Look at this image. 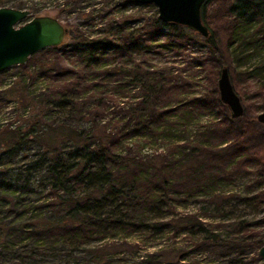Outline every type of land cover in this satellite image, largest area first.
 <instances>
[{"label": "trees", "instance_id": "obj_1", "mask_svg": "<svg viewBox=\"0 0 264 264\" xmlns=\"http://www.w3.org/2000/svg\"><path fill=\"white\" fill-rule=\"evenodd\" d=\"M0 6L27 9L29 16L41 10L21 0H0ZM128 15L111 20L107 35L67 28L68 42L0 72V111L11 102L12 114L24 115L18 124L0 126V158L37 148L28 165L15 168L13 179H3L7 168L0 172V264H25L54 250L56 264H114L121 250L131 260L117 262L124 264H159L161 251L172 254L163 264H260L264 138L252 129L260 124L249 108L229 117L216 80L225 67L240 97L250 87L247 81H256V108L264 107V0H204L199 16L206 37L157 16L130 31ZM82 17L90 21L87 13ZM187 42L205 49L183 58L182 68L202 72L199 91L191 75H173L166 66L114 63L164 50L180 55ZM252 56L259 59L251 68H235ZM11 69L15 74L2 82ZM105 77L110 88L137 86L138 98L121 106L119 115L104 105L110 90ZM36 81L47 83L45 89L32 90ZM114 89L107 95L111 101ZM25 105L31 114L20 111ZM50 107L64 117L47 120ZM202 113L212 114L208 124L195 126L190 139L176 144L180 135L170 129L190 127ZM157 139L164 140V149L142 151L141 144ZM189 206L192 212L183 210ZM157 237L159 248L132 257Z\"/></svg>", "mask_w": 264, "mask_h": 264}, {"label": "rangeland", "instance_id": "obj_2", "mask_svg": "<svg viewBox=\"0 0 264 264\" xmlns=\"http://www.w3.org/2000/svg\"><path fill=\"white\" fill-rule=\"evenodd\" d=\"M24 4L26 5H35L40 7V11L37 13L38 15H49L53 16L58 21L61 22V24L69 28V32H71L73 29H80V31H83L84 33L88 34L91 37L94 36H101L103 34L108 33L109 29L110 31L112 30L111 27L108 26V24L111 22V20L116 19V18H126L128 17V14H132L131 17L126 19L125 25L126 28L130 31H138L142 25L143 22L146 21V18H151L153 16H156V8L153 4H137L133 2H128V0H21ZM83 13H87L89 16L90 21L85 22L84 18L82 17ZM31 17V16H29ZM28 17V18H29ZM144 17V18H142ZM68 34L64 37L63 42L66 43L68 42L69 38L67 37ZM180 55H177L173 53L172 51L169 50H164L160 53H151L148 54L145 57H141L139 55H132L130 58L124 59L122 62H114L115 64H123L126 68H132V66L135 65L137 62H141V64H146L149 67H158V66H166L172 72V74H176L178 76H190L192 81L195 83V86L193 87V90H198L201 89L199 84L202 82L200 80L202 72L200 71L199 68L188 66V68L184 69L182 68L183 66V58H189L192 55L196 54H204L205 49L199 45L197 42H187L184 44V46L181 48ZM259 59V56H252L250 58H247L246 60L242 61L240 64H238L235 68L236 69H244V68H251L256 61ZM253 64V65H252ZM111 65V64H110ZM109 65V66H110ZM107 66V65H106ZM16 70L11 69L7 70L5 76H2L1 81L2 82H8L10 80V77L15 74ZM94 71L91 72L90 77H93ZM106 78V86L110 89L108 92L111 90L115 91V101H111L108 99L107 95L108 92L105 90L106 88L104 87V90L106 91V94L104 96V105L107 108L108 112H116L117 115H119V108L121 106H125L128 102L133 101L135 102L136 99L138 98L139 92L137 90V86L133 85L132 83H121L119 85H114V87L110 88L109 85V77ZM130 79H128L129 81ZM247 84L250 86L247 93L245 95H238L240 99V103L242 107L249 108L252 113H249L251 117H253V121L255 123H258L255 121L254 117L255 115L260 112L261 110L264 109V107L261 108H256L258 104L260 103L261 98L254 93L255 88L257 86V82L254 80L247 81ZM47 83H45V86ZM44 83L42 81H36L35 83L32 84L30 87L32 90H35V92H39L40 90L45 89ZM102 85L97 88L98 92H103ZM197 91H194L196 93ZM89 96L88 92H85L83 94L84 96ZM91 99V98H90ZM12 103H8V105L4 106L1 111H0V126L3 124L11 123L12 125L18 124L24 117V115L21 116L20 113H18V117H16L15 114H12ZM26 107L22 111H20L24 114L28 113L31 114L32 108L29 105H25ZM88 105L86 106V108ZM20 108V107H19ZM88 109V108H87ZM227 109V108H226ZM91 110V109H88ZM228 111V110H227ZM44 114L47 117V120H53L55 118H61L64 117L61 114V111L56 110L55 107H50L46 109V112ZM212 114H207V113H202L198 117L192 119L193 124L187 126L185 129L183 127H172L170 130L175 131L176 135H180L179 140H175L176 144H182L185 140L186 137H190L195 134L196 129L194 128L195 126H204L208 124V122L211 120ZM86 120V119H85ZM260 124V123H258ZM86 126V125H84ZM264 125L260 124V126H253L252 129L255 131H258V135H263L264 138ZM141 144V143H140ZM142 151L144 153H149L151 151L155 152H160L162 149L166 147V143L162 139H157L154 143H149V144H141ZM37 153V148L34 145H29V147L22 151L17 153V154H4L0 158V160L4 161L5 165L3 167H0V172H2L4 169L7 168V171L4 173V180L9 181L8 179H13L15 176V172L18 168L17 171H21L26 165H28V157H33L34 154ZM27 155V157H26ZM2 163V164H3ZM16 168V170H15ZM250 168V167H249ZM12 169V170H9ZM37 177V175H36ZM228 189H232V191L236 189H244L243 186H231L227 187ZM231 191V190H228ZM193 206H189L187 208H184L183 210L186 212H192L193 211ZM248 216H253V215H248ZM254 216H259V214H255ZM16 235H12L11 238L15 237ZM153 241H147V244H145V247H141L138 249H135L133 252L132 257L139 258L143 256L144 250L146 249H154V248H159L155 244H160L162 242V239L160 237H157ZM91 244H98V243H90ZM162 244V243H161ZM88 245V246H89ZM154 245V246H153ZM110 249V248H109ZM112 251H116L115 249H111ZM122 252L119 253L114 258V264H124V263H117V262H122L124 260H129L127 258L126 252L124 250H121ZM57 251H51L48 253H38L36 255V260L33 259H26L25 264H56V261L59 256L56 254ZM17 255L20 256H27L26 253L18 252L16 251ZM55 254V255H54ZM73 257L76 258H81V252H74L72 253ZM54 255V256H52ZM57 258H54L56 257ZM171 256L172 254L169 251H161L160 252V258L159 264H163V262L166 260L171 261ZM14 262L17 261L16 259L13 260ZM72 262V259H71ZM24 264V263H23Z\"/></svg>", "mask_w": 264, "mask_h": 264}, {"label": "water", "instance_id": "obj_3", "mask_svg": "<svg viewBox=\"0 0 264 264\" xmlns=\"http://www.w3.org/2000/svg\"><path fill=\"white\" fill-rule=\"evenodd\" d=\"M137 4H153L157 18L170 24L186 26L191 31L206 37L207 28L199 16L204 0H128ZM27 9L0 6V72L13 65L23 64L27 58L44 48L63 43L67 34L58 19L49 15L29 17ZM219 101L225 105L230 118H238L243 111L238 95L234 92L225 67L220 68L216 80ZM255 120L264 125V109L255 115ZM260 264H264V231L257 250Z\"/></svg>", "mask_w": 264, "mask_h": 264}]
</instances>
